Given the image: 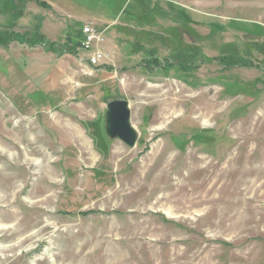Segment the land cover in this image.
Instances as JSON below:
<instances>
[{
  "label": "rangeland",
  "instance_id": "rangeland-1",
  "mask_svg": "<svg viewBox=\"0 0 264 264\" xmlns=\"http://www.w3.org/2000/svg\"><path fill=\"white\" fill-rule=\"evenodd\" d=\"M38 1L0 0V264H264V0ZM87 23L100 67L31 45Z\"/></svg>",
  "mask_w": 264,
  "mask_h": 264
},
{
  "label": "water",
  "instance_id": "water-1",
  "mask_svg": "<svg viewBox=\"0 0 264 264\" xmlns=\"http://www.w3.org/2000/svg\"><path fill=\"white\" fill-rule=\"evenodd\" d=\"M105 131L110 138H119L130 147L138 142V132L131 122V109L126 99H115L107 103Z\"/></svg>",
  "mask_w": 264,
  "mask_h": 264
},
{
  "label": "built area",
  "instance_id": "built-area-1",
  "mask_svg": "<svg viewBox=\"0 0 264 264\" xmlns=\"http://www.w3.org/2000/svg\"><path fill=\"white\" fill-rule=\"evenodd\" d=\"M83 40L81 48L88 53L85 63L92 68L100 67L107 61V54L101 47L104 36L100 29L92 23H87L82 27Z\"/></svg>",
  "mask_w": 264,
  "mask_h": 264
},
{
  "label": "trees",
  "instance_id": "trees-1",
  "mask_svg": "<svg viewBox=\"0 0 264 264\" xmlns=\"http://www.w3.org/2000/svg\"><path fill=\"white\" fill-rule=\"evenodd\" d=\"M33 1H37V3H39L42 7H49L48 4H46V2H40L38 0H33ZM9 36L6 35L5 36V33L3 31H0V46H6L7 43L9 42ZM39 37L40 39L36 38V42L35 43H32V40H31V45L32 47L36 46V45H44L46 47L47 50L51 51V52H54L56 53L58 56H61L63 55L65 52H68L70 51L71 53H77V48H79L80 46V40L76 37L73 38L72 35H69V41L70 43H75L73 48H69V47H66L64 49V47H60L58 46L57 44L53 43V42H49V41H45L46 39L43 37V36H37Z\"/></svg>",
  "mask_w": 264,
  "mask_h": 264
},
{
  "label": "bare ground",
  "instance_id": "bare-ground-1",
  "mask_svg": "<svg viewBox=\"0 0 264 264\" xmlns=\"http://www.w3.org/2000/svg\"><path fill=\"white\" fill-rule=\"evenodd\" d=\"M176 100H178V99H176ZM169 106L167 107V110H168V113H170V111H176L177 110V106H176V104H174V102H173V100L172 101H170V104H168ZM8 198V197H7ZM8 201V200H7ZM3 202H5V201H3ZM8 203V202H7ZM18 228V227H17ZM16 227H15V230L14 231H16L17 232V234H23L26 230L25 229H23V228H19V229H17ZM44 229H47V227H45ZM22 242V241H21Z\"/></svg>",
  "mask_w": 264,
  "mask_h": 264
}]
</instances>
